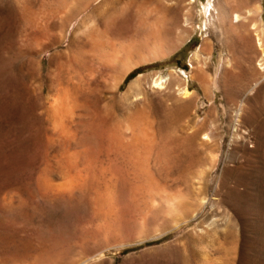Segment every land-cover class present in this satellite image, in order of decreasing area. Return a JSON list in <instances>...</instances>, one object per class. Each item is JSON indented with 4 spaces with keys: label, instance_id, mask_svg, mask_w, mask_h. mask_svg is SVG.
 <instances>
[{
    "label": "rangeland",
    "instance_id": "obj_1",
    "mask_svg": "<svg viewBox=\"0 0 264 264\" xmlns=\"http://www.w3.org/2000/svg\"><path fill=\"white\" fill-rule=\"evenodd\" d=\"M190 1L0 0V264H264V0Z\"/></svg>",
    "mask_w": 264,
    "mask_h": 264
},
{
    "label": "bare ground",
    "instance_id": "obj_2",
    "mask_svg": "<svg viewBox=\"0 0 264 264\" xmlns=\"http://www.w3.org/2000/svg\"><path fill=\"white\" fill-rule=\"evenodd\" d=\"M193 2V4H194V0H191L190 1V3H192ZM255 12H257L256 10L253 12V13H255ZM204 14V17H207V12L206 11H204L203 12ZM251 12H249V14H250ZM252 14V13H251ZM203 15H202V17H203ZM218 16H220V15H218ZM241 18V15L239 16V15H234L233 16V21H235V22H237L239 19ZM218 19H219V17H218ZM221 20H222V16H221V18H220ZM205 20V19H204ZM223 21V20H222ZM240 21V20H239ZM111 23H112V20H111ZM255 26V25H254ZM254 42H255V47H256V49L258 50V51H260L261 49V40L259 39V37H256V35H254ZM263 52V51H262ZM261 52V53H262ZM227 65H230V64H227ZM258 67H259V70H261L262 72L264 71V61L263 60H260L259 61V64H258ZM203 74V73H202ZM160 77V76H159ZM205 78V77H204ZM165 82H166V80H163L162 78H156V80H154V82H153V85L155 86V87H160L162 84H164V85H166L165 84ZM138 83V82H137ZM257 84V83H256ZM255 84V85H256ZM183 86V85H182ZM164 87V86H163ZM162 87V88H163ZM161 88V89H162ZM181 89H179V92H180V95L182 96V97H184V98H189L190 96H191V92L185 87V86H183V87H180ZM179 95V94H178ZM242 106H240L238 109H236V111L234 112V127H233V134H232V137L234 138V140L235 141H237L238 142V140H245V139H247V137L249 136V131H247V129H244L243 128V126L241 125V121H240V119H241V108ZM242 120V119H241ZM204 137V140H208V139H210V136H208V134L207 135H203ZM195 137V136H194ZM202 138V139H203ZM233 138H232V140H233ZM203 140V142H207V141H204ZM211 140V139H210ZM210 140H209V142H207L206 144H208V143H210ZM233 140V141H234ZM233 141H231V143L230 144H232V143H234ZM213 142V141H212ZM246 142V141H245ZM236 144V143H235ZM241 144V143H240ZM209 145H211V144H209ZM235 147V146H234ZM219 148V147H218ZM215 159V158H214ZM212 160V159H211ZM44 191V190H43ZM48 192H46V194H47ZM46 194H44V192L43 193H41L40 194V197H44V198H46V197H48V196H45ZM32 195V194H31ZM49 195V194H48ZM50 196V195H49ZM53 196H54V194H53ZM37 197H39V196H37ZM36 197V198H37ZM50 198V197H49ZM15 199H16V197H14V196H8V195H6V193L4 194L3 193V191H2V189L0 188V223H4V224H8V225H10V226H14L15 225V223H16V220L19 218V215L17 214V212L16 211H18V210H14L13 209V205H14V202H16L15 201ZM30 199V198H29ZM41 199V198H40ZM48 199V198H47ZM54 199V198H53ZM17 200V199H16ZM36 200V199H35ZM37 200H38V198H37ZM42 200V199H41ZM23 201V200H22ZM44 201V200H43ZM204 201V200H203ZM24 202V201H23ZM45 202V201H44ZM47 203V202H46ZM202 204H204L203 202H201ZM24 204V203H23ZM33 204V203H32ZM31 204V205H32ZM41 204V202H39V205ZM25 205V204H24ZM27 205H28V203H27ZM30 205V206H31ZM38 205V206H39ZM33 206V205H32ZM48 206V205H47ZM17 207H19V204H18V206ZM25 207V206H24ZM51 207V206H50ZM47 208V207H46ZM21 210V209H20ZM26 210V209H25ZM27 210H29V207L27 208ZM31 210H32V208H31ZM34 210H36V207L34 206ZM44 211V210H43ZM52 211V210H51ZM23 212V211H22ZM21 212V213H22ZM27 212V211H26ZM35 212V211H34ZM39 212V211H38ZM25 212H23V214H24ZM28 213V212H27ZM32 213H33V211H32ZM35 213H37V212H35ZM45 213V212H44ZM38 214V213H37ZM21 216V215H20ZM44 216V215H43ZM35 217V216H34ZM46 217V216H45ZM48 218V217H47ZM40 219H41V217H40ZM22 220V219H21ZM32 220H33V218H32ZM18 221V220H17ZM39 221V220H38ZM50 223V222H49ZM52 224V223H51ZM44 225V224H43ZM39 228V227H38ZM43 228V227H42ZM34 229V228H33ZM38 230V229H37ZM50 230V229H49ZM45 231H46V229H45ZM43 233H46V232H43ZM11 237H12V235L11 234H9V233H7V232H5L4 230H2V229H0V252H4V253H17V254H20V253H24L25 251H26V247H25V245L24 246H21L20 248H17V247H13V248H7V246H6V243H7V241L8 240H10L11 239ZM38 239H39V237H38ZM12 257H14V256H12ZM19 259V258H18ZM37 261V260H36ZM10 262V261H9ZM7 264V263H6Z\"/></svg>",
    "mask_w": 264,
    "mask_h": 264
},
{
    "label": "water",
    "instance_id": "obj_3",
    "mask_svg": "<svg viewBox=\"0 0 264 264\" xmlns=\"http://www.w3.org/2000/svg\"><path fill=\"white\" fill-rule=\"evenodd\" d=\"M177 66H179V62L177 63ZM184 68H185V69H187V67H186V66H185Z\"/></svg>",
    "mask_w": 264,
    "mask_h": 264
}]
</instances>
